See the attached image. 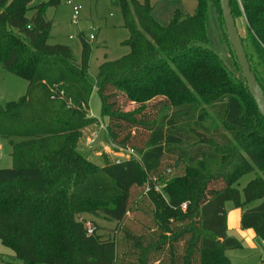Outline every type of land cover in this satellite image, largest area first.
I'll list each match as a JSON object with an SVG mask.
<instances>
[{"label":"trees","instance_id":"trees-1","mask_svg":"<svg viewBox=\"0 0 264 264\" xmlns=\"http://www.w3.org/2000/svg\"><path fill=\"white\" fill-rule=\"evenodd\" d=\"M113 2L129 52L105 58L92 76L84 35L80 61L69 45L49 43L54 2L0 0V64L28 81L23 97L0 104V140L13 161L0 168V238L24 264H231L225 251L241 243L227 233V202L264 240V117L244 77L207 45L213 4L241 72L220 1L196 0L193 14L176 10L167 25L150 0ZM230 6L264 90V0ZM93 91L102 120L90 113ZM97 121L116 149L132 148L140 159L90 161L79 140ZM255 170L241 193L235 184ZM135 189L153 223L138 230L126 224ZM255 200L262 201L248 207ZM82 213L117 226L103 236Z\"/></svg>","mask_w":264,"mask_h":264},{"label":"rangeland","instance_id":"rangeland-1","mask_svg":"<svg viewBox=\"0 0 264 264\" xmlns=\"http://www.w3.org/2000/svg\"><path fill=\"white\" fill-rule=\"evenodd\" d=\"M144 1V0H140ZM156 3L155 17L162 25H167L176 10L186 14H193L196 9V0H150ZM33 4L42 2H54L46 12V16L52 21L50 44L61 43L69 45L77 57L78 61L82 57V40L84 35L88 40L91 34L95 38L90 40L92 50L89 60V71L92 76L97 73L98 66L107 59H118L129 52V47L123 42L129 37V30L124 24V18L120 7L114 4L113 0H75L76 5H80V22H72L73 6L68 0H32ZM34 10L28 11V16H32ZM240 32L245 35V28L242 21H239ZM207 45L217 52L224 63L239 78L243 79L242 72L236 63L234 55L231 53L230 45L225 41L218 15L214 5L210 4L207 13ZM257 62L256 56L252 57ZM28 81L26 78L7 71L0 64V104L8 101H18L26 94ZM90 113L101 119L102 101L97 91H93L90 98ZM102 120V119H101ZM102 124V125H101ZM98 125V127L96 126ZM96 134L94 142L90 143ZM79 150L88 157L90 161L98 166L103 165L105 157L110 161L116 160V149L112 145L103 121H97L85 127L79 140ZM12 147L5 140H0V168L12 166ZM114 151V152H113ZM257 171H252L241 176L235 187L242 193L243 188L249 181L257 176ZM218 186V185H216ZM220 186V185H219ZM134 200H138L128 214L127 226L131 229H142L144 226L153 225L150 203L147 200L141 202L140 190H133ZM133 200V201H134ZM262 200H255L248 207L258 205ZM233 203H226L227 213L231 215ZM79 218L95 220L99 227V234L109 236L116 228L117 222L97 217L90 213H82ZM262 240V239H260ZM244 244V243H243ZM14 251L6 245L0 238V263L4 259L12 261L14 264H24L19 259L13 258ZM225 254L230 258L231 264H260L261 257H264L262 248L251 249L245 244L240 247L227 249Z\"/></svg>","mask_w":264,"mask_h":264},{"label":"water","instance_id":"water-1","mask_svg":"<svg viewBox=\"0 0 264 264\" xmlns=\"http://www.w3.org/2000/svg\"><path fill=\"white\" fill-rule=\"evenodd\" d=\"M220 7L222 10V16L225 22L226 32L228 35V40L230 41L233 50L235 52L237 61L241 68L242 75L247 82L248 88L252 96L254 97L256 104L259 108V111L264 117V90L259 83L250 62L247 57L245 46L242 41V36L237 27L231 6L230 0H219ZM200 138V141L206 140V135L202 133L197 134Z\"/></svg>","mask_w":264,"mask_h":264},{"label":"crops","instance_id":"crops-1","mask_svg":"<svg viewBox=\"0 0 264 264\" xmlns=\"http://www.w3.org/2000/svg\"><path fill=\"white\" fill-rule=\"evenodd\" d=\"M152 3H154V2H152ZM215 11H216V9H215ZM153 13L155 16V9H154ZM184 14H186V13H184ZM96 126L98 127V125H96ZM242 211L243 210L241 207H236L233 204V207L231 209V215H229V213H227V227H228L227 233H228V235L230 237H234L237 240H239L241 245L245 244L247 247H249L251 249H258L259 250L260 248H262L264 251V240H260V238L257 237L254 229L242 227V225H241ZM263 259H264V257H261L260 264H262ZM3 261H1V262H3Z\"/></svg>","mask_w":264,"mask_h":264},{"label":"built area","instance_id":"built-area-1","mask_svg":"<svg viewBox=\"0 0 264 264\" xmlns=\"http://www.w3.org/2000/svg\"><path fill=\"white\" fill-rule=\"evenodd\" d=\"M69 3L72 4L73 6V13H72V22L76 23V24H79L80 22V5H76L75 3V0H68ZM95 36L94 34H91L89 39L92 40L94 39ZM95 137H96V134L93 136L92 140H89L90 143L94 142L95 140ZM116 149V148H115ZM116 162H120L121 160L123 159H130V158H134V159H137L139 160L140 159V155L138 152H136L134 149L132 148H119V149H116ZM0 264H7L6 262H1Z\"/></svg>","mask_w":264,"mask_h":264}]
</instances>
